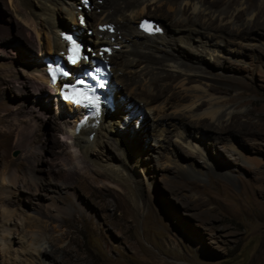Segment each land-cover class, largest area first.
Masks as SVG:
<instances>
[{"label": "rangeland", "instance_id": "obj_1", "mask_svg": "<svg viewBox=\"0 0 264 264\" xmlns=\"http://www.w3.org/2000/svg\"><path fill=\"white\" fill-rule=\"evenodd\" d=\"M3 1L0 0V264H43L38 250L29 249V253L27 249L36 237L41 249H58L56 256L62 264H264V0L254 1L251 27L241 33L228 25L219 31L217 23L213 24L211 33L221 39L218 52L208 58L203 72L191 71L187 82V86L205 87L233 109L231 119L218 130L223 134L215 131L208 136L207 131L212 129L209 123L192 119L186 122V132L195 142L209 143L210 138L222 135L225 143L235 147L227 154L219 150L222 158H217V145L212 147L211 161L216 162L213 169L177 143L172 129L159 147L160 140L155 142L152 132L157 112L149 110V106L157 104H149V94L141 95L140 91L124 97L127 104L135 105V120L133 116L128 118L132 114L129 112L120 121V117H114L118 122L112 125L106 123L104 133L108 143H113L112 149L103 145L88 153L84 147L71 149L64 131L56 128L63 127V117L74 116L73 110L65 108L61 117L54 95L44 83L38 85L51 97L43 94L40 102L30 93L34 89H21L19 85L22 80L37 84L35 66L38 60L51 56L43 54L49 51L47 41H56V35L40 18H34L30 28L24 25L21 10L15 5L26 1ZM51 1L27 0L34 8L38 4L47 6L49 19L68 27L65 10L60 13L61 6ZM28 39L34 41L33 45ZM110 41L114 42V38ZM42 42L45 48L39 54L37 48H42ZM195 43L191 42L193 47ZM185 50L189 56L194 55ZM140 115L142 125L138 128ZM170 140L171 147L189 155L182 161L189 158L196 171L186 176L171 161ZM26 144L39 154L34 159L60 165L66 158L77 172L69 187L55 181L51 190L41 191V199L35 196L34 203H42L44 209L35 204L28 207L13 197L22 182L19 179L13 185L10 177L19 176L21 170L26 171V176L30 172L34 175L32 170L36 169L35 163H29L34 159L25 157L29 148ZM107 163L114 166L117 174H123L135 196L102 181L100 174H113L105 169ZM138 167L147 169V177L137 178ZM86 172L96 181L83 177ZM171 178L187 181L182 188L183 198L172 192ZM8 193L12 201L6 205Z\"/></svg>", "mask_w": 264, "mask_h": 264}, {"label": "bare ground", "instance_id": "obj_2", "mask_svg": "<svg viewBox=\"0 0 264 264\" xmlns=\"http://www.w3.org/2000/svg\"><path fill=\"white\" fill-rule=\"evenodd\" d=\"M24 1L26 2L15 5L17 10H21L20 15L24 18V25L30 28L34 26V18H40L43 20L44 25L54 31L56 35V41H47L46 48L49 51H45L46 54L45 52L43 54V48H45L43 42L42 48L41 45L40 48H37L40 50L39 54H43V57L58 52L60 54L65 49V42L60 36L61 32L71 33L77 31L79 40L85 42V53L91 55L92 58L106 59L110 64L112 76L109 85L112 93H114V110H108L106 106H103L99 111L88 112L61 101L59 95H57L55 106L61 117L67 108L73 110L72 115L74 116L63 117V127L56 128L64 131L63 137L71 149L77 151L76 149L79 147H84L86 153L100 145L112 149L113 143H108L109 138L105 137L104 133V129L107 127L106 123L110 122L112 125L118 122V119L114 117H120V121L128 117L129 112H132V114L128 118L133 116L135 120L136 116L133 115L135 105L132 103L127 104L124 97L125 94H132L133 96L134 92L140 91L139 94L141 95L149 94V98H146V100L149 99V104H157L156 106L153 105L154 107L149 106L150 112L152 111L154 114L157 112L154 116L155 122L152 129L155 142L158 139L161 143V140L165 139V134L172 129L175 132L174 140L187 147L191 154L198 155L203 160V165L209 169L216 166V162L211 161L210 151L212 147L217 145V158L223 157L220 151L227 154L230 149L235 150L232 144L225 143V138L222 135L214 136L212 140L210 138L209 143H207L203 140L202 142H195L193 137L187 134L186 130L189 128L186 122L189 119L197 121L196 123L198 121L209 123L212 129L207 131L208 136H213L215 131L223 134L218 130L224 128V123L231 119L233 113L231 107L221 103L220 97L209 92L205 87L187 86V82L189 76L192 77L190 75L191 71L198 72L200 70L203 72L205 64L209 62L208 58L211 59L212 55L218 52L221 39L218 38V35L216 39L215 34L211 33L214 29L213 24L217 23V30L219 31L222 26L226 28L228 25L229 29L241 33L245 30V27H251L254 17V12L251 10L255 0H247V3L240 0H89L91 2L89 7L82 6L80 3L82 0H52V4L61 6L59 12L65 10V14L69 17L70 25L66 28L63 27L65 24H61V21L49 19V8L47 6L38 4L34 8L27 0ZM78 7H82L81 11H78ZM22 11L29 12L23 13ZM65 14L61 17L63 18ZM146 15L163 19L169 25L168 28L163 25V20L143 18ZM242 17V22L238 24V19ZM81 20H83V23ZM144 22L152 24L153 30L156 31H145L142 27ZM158 30L160 32H157ZM28 37H30L29 34ZM111 38H114V42L110 41ZM27 41L33 45V40L28 39ZM191 42H196V47H193ZM183 44L184 46L181 47ZM185 48L194 55L189 56V52ZM89 49L91 51H88ZM82 66L91 68L92 65L88 60ZM34 70L36 72L34 79L37 84L29 85L22 80L19 85L21 89L27 87L34 89L35 92L30 93L37 97V101L40 102L43 94H46L48 98L51 97L49 93H45V88L38 85V83H44V86L50 85L43 72V60L41 62L38 60ZM119 73H121V76L118 75ZM122 77H126V79L123 80ZM37 85L38 87H36ZM120 85H122V88H120ZM52 87L58 89L55 85ZM46 100H42V104L45 105ZM125 106L127 110H124ZM109 118L111 121L108 120ZM142 118L140 115L138 126L134 121L138 128L142 125L140 122ZM36 137L39 138L40 136L36 134ZM162 146V143L159 144V147ZM171 146L173 144L170 140L168 145L172 155L170 159L178 165L182 173L187 176L189 173L196 171V166L189 158H186L188 161H182L189 155H183ZM27 147L29 148L25 151L26 159H34L35 155H39L33 147L30 145H27ZM110 155L112 157V154ZM40 160L34 159V161L29 162L35 163L36 169H30L34 175L30 172L31 175L26 176V171L21 170L18 171L19 176L13 175L10 177L13 185L16 184L17 180H21L22 186L19 187L20 189L13 197L17 201L27 203L28 207L35 204L33 201L35 196L38 197L37 200L41 199V197L39 198L41 191L51 190L50 186L55 181L69 187L72 178L77 174L75 168L67 162L66 158L62 159L63 164L60 165L46 160L39 162ZM80 163L82 161L75 164L78 166ZM104 167L113 174L112 177L105 173L100 174L102 181L113 184L124 191L128 190L132 193V196H135L130 190L131 188H128V180L123 174H117V171L113 169L114 166L109 163ZM135 172L138 174L136 175L138 179H141V176L147 177L145 175L148 173L144 167H138ZM210 172L208 171V173ZM82 176L91 178L88 172L82 174ZM94 180L92 179L93 182L96 181ZM170 182L172 183V192L177 195L180 194L177 198H183L182 188L187 181L171 178ZM11 196V193L7 194L4 204H11ZM35 206L39 209L43 208L40 202L36 203ZM197 209H200V207L197 206ZM32 224L39 227L33 220ZM32 239L28 243V252L29 249H33L35 252L38 250L37 255L43 259V264H62L60 258L56 256L58 249H41L39 238ZM24 251L27 252L26 249ZM19 264H22V262Z\"/></svg>", "mask_w": 264, "mask_h": 264}, {"label": "snow or ice", "instance_id": "obj_3", "mask_svg": "<svg viewBox=\"0 0 264 264\" xmlns=\"http://www.w3.org/2000/svg\"><path fill=\"white\" fill-rule=\"evenodd\" d=\"M83 23V20H81ZM147 24V22H145ZM145 25L142 24V27ZM150 25L145 28L149 30ZM65 39L69 42L70 47L68 49L67 59L70 64L77 65L81 60L87 61L89 59L88 55L84 54L82 46L77 43L71 36H65ZM88 51H91L89 49ZM107 51V50H105ZM96 72H99L100 69H95ZM60 72L62 77H68L71 74L67 71H61L59 68L52 72V82L56 83V73ZM85 75H92L91 72H85ZM101 87L103 85H100ZM95 89L91 87L85 80L77 78L74 83L64 84L61 90V95L67 101L84 107H98L99 98L94 96Z\"/></svg>", "mask_w": 264, "mask_h": 264}, {"label": "trees", "instance_id": "obj_4", "mask_svg": "<svg viewBox=\"0 0 264 264\" xmlns=\"http://www.w3.org/2000/svg\"><path fill=\"white\" fill-rule=\"evenodd\" d=\"M91 47V46H90Z\"/></svg>", "mask_w": 264, "mask_h": 264}]
</instances>
